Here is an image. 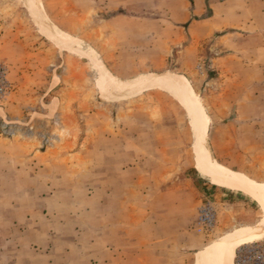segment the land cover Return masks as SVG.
<instances>
[{"label":"rangeland","instance_id":"374dc122","mask_svg":"<svg viewBox=\"0 0 264 264\" xmlns=\"http://www.w3.org/2000/svg\"><path fill=\"white\" fill-rule=\"evenodd\" d=\"M201 1L194 7L200 17L264 21V0ZM119 2L41 0L68 38L61 41L43 31L30 0H0V264H198L201 253L263 215L250 196L198 173L196 149L204 144L182 98L160 87L103 93L99 65L108 67L101 52L117 47L110 58L126 67H161L108 69L114 78L184 75L208 117L212 157L262 185L264 89L218 84L216 70L207 68L217 34L185 49L184 24L164 23L178 19L180 0H124V9ZM118 10L162 18L161 30L139 18L95 20ZM208 90H219L212 109ZM216 187L238 195H207ZM206 204L214 212L208 228L197 223Z\"/></svg>","mask_w":264,"mask_h":264},{"label":"crops","instance_id":"0c3cea01","mask_svg":"<svg viewBox=\"0 0 264 264\" xmlns=\"http://www.w3.org/2000/svg\"><path fill=\"white\" fill-rule=\"evenodd\" d=\"M229 2L230 0H224ZM201 0H180V15L178 19L176 17L171 18L167 17L165 20L168 26L175 27L178 24H184L183 28L185 30V40L188 41V44L185 45V49L192 46L194 40L200 41L203 40L206 36H209L213 33H216L215 37V48L214 54L210 65H207V68L215 69L218 75V84L223 88H258L264 89V21L257 22L256 19H251L249 17H236L232 18V21H223L220 16L216 18L210 17H200L195 13L194 7H198L196 3H201ZM203 3V2H202ZM119 4L122 8H126L124 0H120ZM165 5H168L167 3ZM200 5V4H199ZM114 10V9H113ZM116 11V10H115ZM108 17L96 18V22H101V20L106 21L109 24H117L120 22L126 23L131 20L139 18L137 16H130L127 12L118 10L117 12ZM99 17V16H98ZM162 17V16H161ZM146 20L147 25L149 23H154L156 26L155 30L160 31L159 21H163L162 18H139ZM136 19V20H139ZM108 24V25H109ZM158 25V26H157ZM172 27V28H173ZM123 29V28H122ZM135 28H133L134 30ZM144 30V29H142ZM149 32V29H147ZM152 33V30L150 31ZM164 41V47L174 50V45H171L169 38H162ZM161 39V40H162ZM152 40V39H151ZM120 48V45H118ZM105 51L101 52V55H104L106 61L105 64L108 67L109 71L112 73H122V72H142L145 70H160L161 67H150L144 68L139 67L140 63L135 62L134 66L126 67L123 63L124 60L117 61L111 59L112 55H116L117 47L114 51H108V46H105ZM121 48L123 45L121 44ZM145 48L144 45L141 47ZM112 49V48H110ZM151 50V44L148 45L145 50ZM141 50V49H140ZM137 51L130 52L132 54H138ZM150 54L152 52H149ZM123 54V53H122ZM125 54V53H124ZM167 55V54H166ZM152 56V54H151ZM176 55V51L174 53ZM159 57V56H158ZM157 57V58H158ZM167 58V56H165ZM161 62V60H160ZM160 62L155 63L160 66ZM175 62V61H174ZM177 62V59H176ZM129 63V62H128ZM148 64H152L149 63ZM154 64V63H153ZM106 68V67H105ZM107 69V70H108ZM219 90L213 93V96L210 94V90L205 93L206 98L209 99V109H212V106L215 103H218V100L212 101L216 95H218ZM263 93V91H262ZM210 118H218L213 111H209ZM209 123V122H208ZM208 135V131H207ZM208 140V139H207ZM215 146V145H214ZM213 146L215 152L220 150ZM209 147L210 141H209ZM212 151V150H211ZM209 182V181H208ZM211 183V182H210ZM213 184V183H211ZM216 185V184H215ZM220 186V185H217ZM207 195H238L237 193L230 191H221L219 188H214L211 190L209 188Z\"/></svg>","mask_w":264,"mask_h":264},{"label":"bare ground","instance_id":"6f19581e","mask_svg":"<svg viewBox=\"0 0 264 264\" xmlns=\"http://www.w3.org/2000/svg\"><path fill=\"white\" fill-rule=\"evenodd\" d=\"M30 2L33 6L35 5L37 14L42 17L39 21L43 31L50 35V37L58 38L61 41H68L65 33L49 21L42 8L41 0H30ZM99 68L103 72L99 84L107 97L112 91L116 95L114 97H118L130 94L136 88L137 91H143L148 87H160L168 89L182 98L186 105L192 106L194 117L198 121V125H195L197 126L198 139L200 143L203 142L204 144L203 147L199 146L196 149L198 153L195 166L198 173L213 184L250 196L261 206L263 212L257 224L241 225L239 228L234 229L227 237L222 238L211 248L201 253L198 260V264H235V253L239 246L264 239V185L226 170L212 157V151L207 143L208 117L200 100L196 97L188 79L184 75L173 71H165L134 77L130 80H122L112 77V74L106 68L100 65Z\"/></svg>","mask_w":264,"mask_h":264},{"label":"built area","instance_id":"2783aa9c","mask_svg":"<svg viewBox=\"0 0 264 264\" xmlns=\"http://www.w3.org/2000/svg\"><path fill=\"white\" fill-rule=\"evenodd\" d=\"M214 212L210 204L202 205L199 208L197 223L201 227H209L213 223ZM235 264H264V240L237 249Z\"/></svg>","mask_w":264,"mask_h":264},{"label":"water","instance_id":"95a60500","mask_svg":"<svg viewBox=\"0 0 264 264\" xmlns=\"http://www.w3.org/2000/svg\"><path fill=\"white\" fill-rule=\"evenodd\" d=\"M56 42H58V41H56ZM58 43H60V44H62L61 42H58ZM67 48H68V46H66ZM75 51V50H74ZM77 52V51H76ZM79 52V51H78ZM84 52V51H83ZM82 53V52H81ZM82 54H85V52L84 53H82ZM86 55V54H85Z\"/></svg>","mask_w":264,"mask_h":264}]
</instances>
